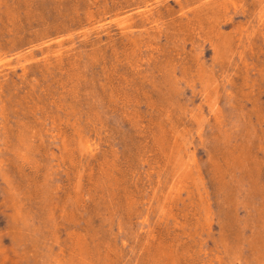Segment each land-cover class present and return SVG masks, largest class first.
<instances>
[{"label": "rangeland", "instance_id": "obj_1", "mask_svg": "<svg viewBox=\"0 0 264 264\" xmlns=\"http://www.w3.org/2000/svg\"><path fill=\"white\" fill-rule=\"evenodd\" d=\"M0 264H264V0H0Z\"/></svg>", "mask_w": 264, "mask_h": 264}, {"label": "bare ground", "instance_id": "obj_2", "mask_svg": "<svg viewBox=\"0 0 264 264\" xmlns=\"http://www.w3.org/2000/svg\"><path fill=\"white\" fill-rule=\"evenodd\" d=\"M178 160V159H177Z\"/></svg>", "mask_w": 264, "mask_h": 264}]
</instances>
